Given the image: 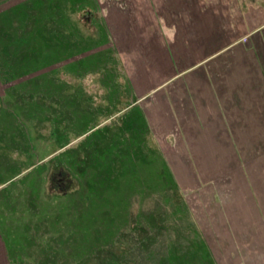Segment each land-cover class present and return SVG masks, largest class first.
<instances>
[{
	"label": "rangeland",
	"instance_id": "1",
	"mask_svg": "<svg viewBox=\"0 0 264 264\" xmlns=\"http://www.w3.org/2000/svg\"><path fill=\"white\" fill-rule=\"evenodd\" d=\"M109 2L0 0V264H264V29L214 121L134 84Z\"/></svg>",
	"mask_w": 264,
	"mask_h": 264
},
{
	"label": "crops",
	"instance_id": "2",
	"mask_svg": "<svg viewBox=\"0 0 264 264\" xmlns=\"http://www.w3.org/2000/svg\"><path fill=\"white\" fill-rule=\"evenodd\" d=\"M109 1L115 5L105 15L109 16L113 40L121 46L123 60L129 61L131 75L137 74L134 84L146 86L145 95H160L170 85L181 93L180 85H191V100L199 116L216 121L229 115L223 105L217 109L212 103L215 93L219 95L216 99L224 98V85L229 83L223 78L229 63L224 65L221 58L228 56L241 38L261 35L264 0ZM259 223L264 229V220Z\"/></svg>",
	"mask_w": 264,
	"mask_h": 264
},
{
	"label": "trees",
	"instance_id": "3",
	"mask_svg": "<svg viewBox=\"0 0 264 264\" xmlns=\"http://www.w3.org/2000/svg\"><path fill=\"white\" fill-rule=\"evenodd\" d=\"M60 175V174H59ZM61 179H59L57 182L59 183Z\"/></svg>",
	"mask_w": 264,
	"mask_h": 264
}]
</instances>
